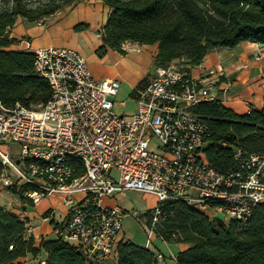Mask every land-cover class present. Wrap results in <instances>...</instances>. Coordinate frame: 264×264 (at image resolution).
<instances>
[{"label": "built area", "instance_id": "built-area-1", "mask_svg": "<svg viewBox=\"0 0 264 264\" xmlns=\"http://www.w3.org/2000/svg\"><path fill=\"white\" fill-rule=\"evenodd\" d=\"M49 19L35 24L47 26ZM31 52L50 97L35 107L0 102V187H22L32 205L59 196L65 214L55 235L87 260L116 259L125 216L118 204L108 203L116 194H153L152 226L165 201H183L224 224H245L253 207L264 203V154L236 149L239 166L227 173L210 166L204 154L207 125L191 108L218 100L221 82L231 87L222 81V69L202 67L194 77L184 58L155 67L133 93L135 111L121 114L114 109L120 82L96 79L76 50L48 46ZM72 159L83 166L79 176ZM155 254L163 262V254Z\"/></svg>", "mask_w": 264, "mask_h": 264}, {"label": "trees", "instance_id": "trees-1", "mask_svg": "<svg viewBox=\"0 0 264 264\" xmlns=\"http://www.w3.org/2000/svg\"><path fill=\"white\" fill-rule=\"evenodd\" d=\"M81 0H40L31 5L23 0H0V102L35 107L50 97L48 82L33 65V53L10 49L16 39L9 36L17 17L35 23L57 11L73 7ZM109 8L103 27L98 30L102 57L107 49L125 54V42L156 45L155 67L184 58L189 67L199 65L204 56L217 48H234L244 41L264 46V0H100ZM79 23L73 29H85ZM148 77L140 80L142 86ZM134 91L132 92V94ZM207 125L204 154L215 170L227 173L239 166L236 149L264 154V95L261 108L243 115L234 113L219 100L202 101L191 108ZM224 144V146H223ZM74 176L83 171L72 159ZM3 165L0 162V174ZM22 204V187L6 186ZM161 218L152 226L151 213L145 211L147 226L155 237L167 243L188 246L175 255V264H264V203L256 204L245 224L231 220L224 224L183 201L160 204ZM49 210L43 217L49 218ZM53 229L58 222L50 219ZM113 261L87 260L82 252L61 238H41L29 233L26 220L0 206V264H20L30 256L44 264H158L156 254L145 246L121 239ZM40 262L36 264H40ZM34 264V263H33Z\"/></svg>", "mask_w": 264, "mask_h": 264}, {"label": "crops", "instance_id": "crops-1", "mask_svg": "<svg viewBox=\"0 0 264 264\" xmlns=\"http://www.w3.org/2000/svg\"><path fill=\"white\" fill-rule=\"evenodd\" d=\"M108 13L109 8L100 0H81L73 7H67L54 13L47 26H39L22 17H17L9 33V36L17 42L9 48L23 51L48 46L72 48L86 59L92 75L99 80L116 79L106 73L104 64L108 60H112L115 65L119 66L125 61L129 62V58H132V64L138 66V57L132 53H137L139 47L149 50V64L146 63L143 69L135 75H119L121 77L120 80L118 79L120 87L114 98V109L117 113L131 114L136 109L132 92L136 90L142 78L153 74L155 70L153 55L157 51V46L129 42L124 47L125 54L107 49L105 54L99 57L96 54V49L101 44L98 30L105 24ZM79 23L86 24L87 27L75 31L73 27ZM26 43L29 44V48L26 47ZM150 67L152 68L148 70ZM202 67L222 69L225 77L222 81L227 79L232 83L230 88L224 89L221 82L217 89V99L225 107L238 115L246 114L249 107L261 108L264 95V46L244 41L234 48H217L208 52L199 66L189 67L187 70L192 76L199 77ZM118 98L122 99L118 100ZM118 196L121 195L116 194L108 200V203L118 204L126 212ZM0 206L9 208L18 215L19 219L26 220L29 233L37 242L41 238H56L50 219L59 222L65 214V205L59 196L46 197L35 205H28L22 204L17 196L1 187ZM48 209L52 210V214L49 218H45L43 213ZM156 239L158 240L157 245L145 247L154 253L163 254L164 260L159 264H175L176 253L188 246L185 243H167L158 237Z\"/></svg>", "mask_w": 264, "mask_h": 264}, {"label": "rangeland", "instance_id": "rangeland-1", "mask_svg": "<svg viewBox=\"0 0 264 264\" xmlns=\"http://www.w3.org/2000/svg\"><path fill=\"white\" fill-rule=\"evenodd\" d=\"M23 1L27 4L34 5L40 0ZM149 52V50L139 47L137 53H132L138 57V66L132 64V58H129V62L125 61V63H122L119 66L115 65L112 60H108L104 64L107 70V75L115 77L117 80L121 79L119 76L121 74L129 76L135 75L143 69L146 63L149 64ZM146 59H148V62H146ZM151 68L152 67L148 68V70ZM119 99L122 98H118V100ZM12 159L16 161L17 157L12 156ZM118 197L121 199V206L126 209L125 216L122 220V233L124 234L122 239H128L138 246L153 247L154 245H157L158 240L146 224L148 217H141L143 212L153 210L156 203V197L151 193L135 190H129L125 193V195ZM163 251H165V249H163ZM19 262L20 264H36L37 262H40V259L33 260L30 256H27L19 259Z\"/></svg>", "mask_w": 264, "mask_h": 264}]
</instances>
